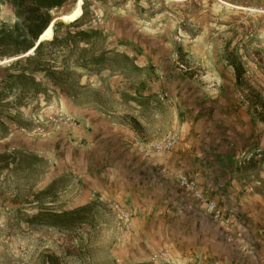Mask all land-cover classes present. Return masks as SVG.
Instances as JSON below:
<instances>
[{"label":"crops","instance_id":"0c3cea01","mask_svg":"<svg viewBox=\"0 0 264 264\" xmlns=\"http://www.w3.org/2000/svg\"><path fill=\"white\" fill-rule=\"evenodd\" d=\"M229 5L255 6L250 0ZM247 19L259 23L256 44L247 43L246 19L244 26L216 16L211 19L216 30L200 26L205 30L186 33L190 40L178 47L168 42L163 49L156 43L147 49L134 42L125 54L128 45L118 46L129 64L100 86L99 97L85 99L73 112L70 108L76 128L43 137L17 126L0 139V156L14 162L2 168L0 183L19 164L25 172L34 169L29 163L34 159L47 164L41 190L65 173L78 184L80 201L74 199L63 211L92 203H103L109 212V204L126 209L131 232L124 233L115 221L117 264H153L152 256L161 252L173 264H264V76L253 54L264 46V21ZM199 39L208 41L200 46ZM175 49L181 54L178 62L172 58ZM248 59L256 68L246 69ZM130 67L146 72V78L126 80L123 73ZM253 69L260 73L253 76ZM90 81L83 82L86 89ZM168 131L179 134L178 144L153 155L149 148ZM260 151L237 166L242 152ZM182 177L207 200L227 208L226 223L199 208L193 193L181 186ZM8 198L0 192V214L10 212L3 203Z\"/></svg>","mask_w":264,"mask_h":264},{"label":"rangeland","instance_id":"374dc122","mask_svg":"<svg viewBox=\"0 0 264 264\" xmlns=\"http://www.w3.org/2000/svg\"><path fill=\"white\" fill-rule=\"evenodd\" d=\"M244 1L247 0H90L89 16L85 21L75 27H69L68 30L73 35L76 30L97 29L100 35L93 36L88 44H78L69 53L60 49L53 52L52 59L58 70L66 65L68 68L66 70L71 74L65 92L51 95L47 100L38 97L18 108L13 107L15 97L9 96L3 103L9 106L1 108L3 116L10 129L22 126L28 133L37 136H40L36 132L38 128L51 131L49 118L59 112L73 117L70 108H73V112L74 106H78L85 99L100 96V86L107 85L112 77L119 74L118 68L125 66L123 54H130L133 51L132 43L135 42L147 49L150 44L156 43L157 50L163 49L168 42L169 45L174 42L178 47L184 42L183 40H190L185 39L186 33L191 36L194 32L204 29L200 26L206 24L207 27L215 29L216 26L211 19L216 16L225 24L235 19L244 26L246 25L242 21L250 20L247 18L255 20L261 17L264 21V13L250 11L263 12L264 0H250L255 6L245 10L235 9L229 5L231 2ZM76 3L68 4L57 13L51 12L50 16L58 19L70 14L75 9ZM22 10V7L14 4L12 0H0V27L12 26L16 21L21 20ZM60 22L64 25L72 23ZM248 22L247 26L250 29L248 28L247 43L256 44L261 39L259 23ZM223 30L226 32L227 27H223ZM65 31L66 29L62 28L60 34H64ZM177 37L181 38L180 43L176 41ZM126 39L131 42L128 43ZM199 40L200 46L208 41ZM118 41L120 44L123 43L122 45H128L124 53L117 52V47L121 46L117 44ZM259 50L263 53L262 56ZM174 51H178L179 56L181 55L179 50ZM50 52L48 47L43 50V54ZM101 53L105 54V57L101 58L105 61L101 66H96L91 60ZM253 54L259 56H254V59L262 63L264 76V46L255 50ZM183 58L184 62H188L189 59L185 56ZM4 61H7L5 64L11 62L6 58L0 62ZM87 62L93 65H87L86 69H82V64ZM244 63L248 71L256 68L250 59ZM251 72L255 76L259 71L253 69ZM123 75L130 82H138L146 78V72L142 70L133 72L131 67ZM85 80L93 81H90L89 89H86L83 83ZM74 99L78 100L75 102ZM73 118L77 121L75 117ZM62 132L68 133V129L61 128L54 132L53 136ZM259 153L258 155H261L262 152ZM29 163H33L36 167L25 172L19 164L16 168L13 167V172L6 181L0 183V192L9 197L3 203L11 206L10 212L0 214V264H117L113 257L118 250L119 242H116V237L118 238L119 234L112 213L103 203L90 204L92 208L83 213L85 220L82 224L67 231L52 229L48 224L40 223L38 219L31 221L40 209H52L50 206L52 203L55 204V212L62 211L67 209L74 199L80 201V197L75 190L78 184L65 173L56 181L58 184L55 192L51 196L41 198L40 194L43 190L40 187V180L47 170V164L38 163L34 159H30ZM7 164L14 162L0 161V176H2V168Z\"/></svg>","mask_w":264,"mask_h":264},{"label":"trees","instance_id":"16d2710c","mask_svg":"<svg viewBox=\"0 0 264 264\" xmlns=\"http://www.w3.org/2000/svg\"><path fill=\"white\" fill-rule=\"evenodd\" d=\"M14 4L22 7L21 20L16 21L12 26L0 27V61L3 58L13 60L0 66V139L9 134L10 127L6 118L3 116V110L9 104H3L9 96L15 97L14 108L25 106L26 102L43 97L49 99L51 95H60L65 92V88L70 81L71 74L66 70L65 65L61 70L56 67L53 58V52L59 49L69 53L80 43L88 44L93 36L100 35L97 29L76 30L72 35L69 27H75L86 20L89 16V1L83 0L81 6V17L69 25H64L60 21H55L52 26L53 38L51 41H43L35 47L38 38L55 20L50 16L51 12H59L70 3L77 0H12ZM65 28L64 34L60 30ZM127 40V39H126ZM128 43L131 42L127 40ZM118 45H122L117 42ZM48 47L51 52L43 54V50ZM34 49V52L25 56ZM25 56V57H23ZM101 53L98 57H93L91 62L94 65L101 66L105 60ZM123 62L128 65L130 59L123 56ZM82 61V60H80ZM92 63H83L81 68L93 65ZM239 75V73H238ZM264 160V156H263ZM0 161L6 162L4 156H0ZM58 182L54 181L43 192L41 198L51 196L57 187ZM91 205L82 206L71 211L54 212L50 208H42L31 218V221L38 219L42 224H48L50 228L58 230H69L76 225L82 224L85 220L83 213L89 210ZM51 264V263H50Z\"/></svg>","mask_w":264,"mask_h":264},{"label":"built area","instance_id":"2783aa9c","mask_svg":"<svg viewBox=\"0 0 264 264\" xmlns=\"http://www.w3.org/2000/svg\"><path fill=\"white\" fill-rule=\"evenodd\" d=\"M251 12H259L264 13L257 10H250ZM178 43L181 42V38L177 37L175 38ZM172 58L178 62L180 60V56L178 51H174L172 54ZM241 103L244 107H249V101L244 96L240 97ZM49 124L52 127L51 131H45L44 128H38L37 133L40 136L48 137L50 135H53L54 132L57 130L63 128V129H73L76 128L79 124L78 122L71 117L70 115H66L62 112H59L58 114L52 116L49 118ZM179 142V134L173 131L166 132L156 143H154L149 150L153 155L157 154H163V153H169L171 152L175 146ZM259 152L251 154L247 152H242L238 159H237V166L243 167L246 163H248L255 155H258ZM180 184L185 189L191 191L193 193L195 201L198 203L199 208L211 219H213L216 222L226 223L227 220L230 218V216H227L228 210L226 207L219 206L213 201L207 200L202 194L197 192L193 186L192 183L188 182V180L185 177H182L180 179ZM109 209L119 225V228L124 233H130L131 232V215L129 212L116 205V204H109ZM227 216V219H226ZM260 234L264 236V228L260 231ZM257 243L260 242V240H256ZM152 263L153 264H173L172 261L169 259L166 252L156 253L154 256H152Z\"/></svg>","mask_w":264,"mask_h":264},{"label":"bare ground","instance_id":"6f19581e","mask_svg":"<svg viewBox=\"0 0 264 264\" xmlns=\"http://www.w3.org/2000/svg\"><path fill=\"white\" fill-rule=\"evenodd\" d=\"M83 0H78L75 6V9L68 15L62 16L60 17V21L63 22H74L77 19L80 18L81 14H82V10H81V2ZM52 26L50 25L43 33L42 35H40V37L38 38L39 41H48L52 39ZM34 52V49H32L30 52H28L25 56H29ZM7 61L4 62H0L1 64H5Z\"/></svg>","mask_w":264,"mask_h":264},{"label":"water","instance_id":"95a60500","mask_svg":"<svg viewBox=\"0 0 264 264\" xmlns=\"http://www.w3.org/2000/svg\"><path fill=\"white\" fill-rule=\"evenodd\" d=\"M82 4H83V2H81V6H82ZM55 21H60V19L58 18V19H55L52 23H51V25H53L54 23H55ZM41 42H43V41H39V40H37V43L35 44V47L36 46H38L39 45V43H41ZM23 57H25V56H23ZM19 58H22V57H19ZM19 58H16V59H19ZM16 59H13V60H11V61H14V60H16ZM2 65V64H1ZM0 65V66H1Z\"/></svg>","mask_w":264,"mask_h":264}]
</instances>
